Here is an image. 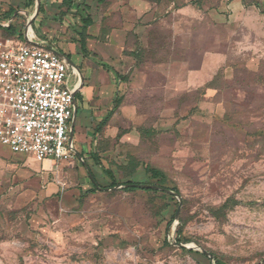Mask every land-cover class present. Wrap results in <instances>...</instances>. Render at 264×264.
Instances as JSON below:
<instances>
[{
    "label": "rangeland",
    "instance_id": "obj_1",
    "mask_svg": "<svg viewBox=\"0 0 264 264\" xmlns=\"http://www.w3.org/2000/svg\"><path fill=\"white\" fill-rule=\"evenodd\" d=\"M233 1L40 0L32 30L60 49L88 12L110 43L127 6L120 65L125 79L145 67V89L128 97L144 121L136 143L123 125L98 140L100 163L80 161L76 137L60 162L0 143V264H213L202 249L219 264H264V0ZM26 24L12 34L29 36ZM180 60L216 72L211 86L168 96L160 66ZM85 167L99 188L83 195ZM128 182L176 188L180 217L177 196Z\"/></svg>",
    "mask_w": 264,
    "mask_h": 264
},
{
    "label": "crops",
    "instance_id": "obj_2",
    "mask_svg": "<svg viewBox=\"0 0 264 264\" xmlns=\"http://www.w3.org/2000/svg\"><path fill=\"white\" fill-rule=\"evenodd\" d=\"M90 1L95 3V7L101 4L97 0ZM237 1L230 2V6L237 4ZM32 6L31 0H0V37H9L6 35L5 28L9 30L11 27L16 28L18 23H23L25 20L28 22L32 16L31 9H29ZM125 7L127 6L120 9L121 24L124 28L120 27L112 30L110 43H104L98 39L100 24L91 15L92 12H88L86 17L90 16L93 23L82 30L86 53L82 51L81 36L78 42L67 44L62 49L50 46L36 36L31 39L40 46L64 52L79 68V70H76L70 66V85L76 90L74 94V137H76V146L80 150V152L78 151L80 161L84 164L83 153L94 163H100L97 154L98 140L107 137L114 138L118 134L121 125L127 129L123 139L136 143L139 139L138 126L144 121V118L138 113L136 105L128 101V97L135 89H145V67L134 70L130 77L125 79L122 75L124 70L120 65L125 30L130 26L125 20L127 16V12L124 11ZM138 10L142 18H146L144 1H142V5ZM142 21L144 24L145 20ZM29 36L27 37L30 38ZM160 70L166 76L164 88L166 94L170 97L185 94L192 88L205 87L216 75V72L209 74V71L205 69L195 68L193 64L186 60L161 64ZM119 120L124 124L118 123ZM85 141H88V143ZM76 146L74 144V147ZM92 146H96V148L93 149ZM85 170L92 181L91 170L89 168Z\"/></svg>",
    "mask_w": 264,
    "mask_h": 264
},
{
    "label": "built area",
    "instance_id": "obj_3",
    "mask_svg": "<svg viewBox=\"0 0 264 264\" xmlns=\"http://www.w3.org/2000/svg\"><path fill=\"white\" fill-rule=\"evenodd\" d=\"M73 92L70 65L51 49L17 36L0 38L1 144L39 161L72 158Z\"/></svg>",
    "mask_w": 264,
    "mask_h": 264
},
{
    "label": "water",
    "instance_id": "obj_4",
    "mask_svg": "<svg viewBox=\"0 0 264 264\" xmlns=\"http://www.w3.org/2000/svg\"><path fill=\"white\" fill-rule=\"evenodd\" d=\"M38 1V4H37V10L36 12L29 18L28 22H27V26H31L34 19L37 17L38 15V12H39V8H40V0H37ZM25 40L29 43H32L34 45H38V43H36L35 41L29 39L27 36L25 37ZM52 51L54 53H56L59 57H61L62 59H64L65 61H67V63L72 66L73 68H75L76 70H79L78 66L75 64V62L67 55L65 54L64 52H61V51H58L56 49H52ZM80 77L82 79V75L80 74ZM75 91L74 90V94H75ZM70 140L71 142H73L74 140V118H73V121H72V124H71V130H70ZM75 150V148H74ZM76 153H79L78 150L76 151ZM126 186H135V187H140V188H150V189H157V190H161V191H164L166 193H169V194H172V195H175L179 198L180 200V204L177 208V211H176V214H175V218L178 219L180 217V211H181V207L183 205V198L181 196L180 193L176 192L175 190L171 189V188H167V187H163V186H160V185H157V184H150V183H135V184H131V185H126ZM176 244H180L179 242H176ZM193 247L194 246H198L196 243H193L192 244ZM202 251L207 254L211 261L214 262L213 264H216L215 263V256L214 254L208 252L206 249H202Z\"/></svg>",
    "mask_w": 264,
    "mask_h": 264
},
{
    "label": "trees",
    "instance_id": "obj_5",
    "mask_svg": "<svg viewBox=\"0 0 264 264\" xmlns=\"http://www.w3.org/2000/svg\"><path fill=\"white\" fill-rule=\"evenodd\" d=\"M62 1V4L64 5V6H66V7H71L74 3H75V0H61ZM99 3H104L106 0H97ZM93 23V20H92V18L90 17V16H87L85 19H84V24H83V26L84 27H87V26H90L91 24ZM11 29H12V27H11ZM11 29H7V28H5L4 30H5V32H7V36H13V34H12V32H11ZM80 36L82 37V39H81V41H82V51L83 52H85L86 53V49H85V41H84V35H83V33H80ZM214 79H215V77H214ZM214 79L211 81V82H209L208 84H207V86H205L206 88H208V87H210L211 86V83L214 81ZM151 172H152V175H153V177L154 178H156V177H160V175L162 174L161 172H160V170L158 169V168H153L152 170H150ZM90 174H91V178H92V182L94 183V186L91 188V189H88L87 191H86V193H83V195H86V194H88V193H95L96 191H97V189L99 188V186H98V184L96 183V181H95V177H94V175L92 174V172L90 171ZM113 183H116V182H113ZM126 185H131V184H135L134 182H128V183H125ZM129 187H131V186H129ZM148 190H156V189H148ZM173 190H177L176 188H174ZM165 193V192H164ZM216 263L217 264H219L217 261H216Z\"/></svg>",
    "mask_w": 264,
    "mask_h": 264
},
{
    "label": "bare ground",
    "instance_id": "obj_6",
    "mask_svg": "<svg viewBox=\"0 0 264 264\" xmlns=\"http://www.w3.org/2000/svg\"><path fill=\"white\" fill-rule=\"evenodd\" d=\"M29 35H30V37H34L35 36V33L32 31V29H29Z\"/></svg>",
    "mask_w": 264,
    "mask_h": 264
}]
</instances>
